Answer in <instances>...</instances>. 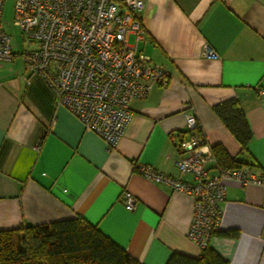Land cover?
Masks as SVG:
<instances>
[{
    "label": "crops",
    "instance_id": "crops-1",
    "mask_svg": "<svg viewBox=\"0 0 264 264\" xmlns=\"http://www.w3.org/2000/svg\"><path fill=\"white\" fill-rule=\"evenodd\" d=\"M138 19L145 30L138 50L168 81L130 100L131 119L113 148L19 56L0 62V230L82 218L142 264H166L174 252L199 256L187 235L193 197L139 170L194 181L175 166L189 111L204 149L221 144L251 172L264 171V0H145ZM205 44L215 57L201 54ZM229 100L251 130L245 150L214 111ZM218 166L213 156L210 175ZM124 191L137 199L132 210ZM225 191L218 232L236 234L216 233L209 246L228 264H264L260 186L227 180Z\"/></svg>",
    "mask_w": 264,
    "mask_h": 264
},
{
    "label": "built area",
    "instance_id": "built-area-1",
    "mask_svg": "<svg viewBox=\"0 0 264 264\" xmlns=\"http://www.w3.org/2000/svg\"><path fill=\"white\" fill-rule=\"evenodd\" d=\"M3 1L0 0V62H11L18 55L28 71L44 79L59 104L113 148L131 119L130 100L144 98L153 84L168 81L167 71L138 50V42L145 37L138 19L145 0H14L13 24L24 40L35 44L18 53L13 36L1 25ZM201 54L216 56L208 44L202 47ZM185 124L187 137L177 145L175 166L182 173H191L194 181L161 174L150 166L142 165L139 170L146 178L193 197L187 235L204 248L219 229L226 181L260 186L264 208V171L253 173L244 166H218L217 173L210 175L207 164L213 154L203 148L194 112L185 113ZM121 198L127 209L135 207L137 199L129 191H124Z\"/></svg>",
    "mask_w": 264,
    "mask_h": 264
},
{
    "label": "trees",
    "instance_id": "trees-1",
    "mask_svg": "<svg viewBox=\"0 0 264 264\" xmlns=\"http://www.w3.org/2000/svg\"><path fill=\"white\" fill-rule=\"evenodd\" d=\"M214 111L223 124L246 149L252 134L237 100L222 102ZM216 163L238 169L244 163L217 144L211 147ZM234 235L232 232H215ZM0 264H142L123 247L82 218L57 220L45 224H21L0 230ZM166 264H228L209 245L191 257L174 252Z\"/></svg>",
    "mask_w": 264,
    "mask_h": 264
},
{
    "label": "rangeland",
    "instance_id": "rangeland-1",
    "mask_svg": "<svg viewBox=\"0 0 264 264\" xmlns=\"http://www.w3.org/2000/svg\"><path fill=\"white\" fill-rule=\"evenodd\" d=\"M13 4L14 0H4L1 12V25L2 28L13 36L14 49L22 52L23 50L30 49L35 46L34 42L24 40L20 30L13 24ZM132 42V37L130 38ZM18 56V55H17ZM20 61V59L18 58Z\"/></svg>",
    "mask_w": 264,
    "mask_h": 264
}]
</instances>
